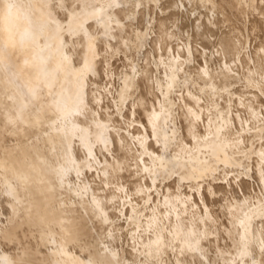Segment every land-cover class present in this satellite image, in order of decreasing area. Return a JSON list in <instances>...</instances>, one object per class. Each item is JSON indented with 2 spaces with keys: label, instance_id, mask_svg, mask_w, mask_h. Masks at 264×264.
Masks as SVG:
<instances>
[{
  "label": "bare ground",
  "instance_id": "1",
  "mask_svg": "<svg viewBox=\"0 0 264 264\" xmlns=\"http://www.w3.org/2000/svg\"><path fill=\"white\" fill-rule=\"evenodd\" d=\"M128 1L0 0V63L25 107L55 114L49 131L32 139L41 164L31 163L30 176L0 165V264L18 262L1 238L29 209L32 178L50 189L54 179L60 189L58 212L48 221L55 264H99L76 244L82 235L75 226L77 202L111 225L101 264H261L264 37L251 53L234 28L217 35L212 49L184 39L172 46L167 40L176 30L160 16L154 55L147 37L133 40L127 29ZM199 1L214 14L215 0ZM247 4L264 30V0ZM214 26L211 17L198 19L197 35L211 41ZM67 35L76 36L74 46ZM135 44L146 48L144 67L132 61L119 75L117 93L111 80L100 85L102 73L113 74L111 50L129 53ZM196 54L201 60L192 74ZM237 83L245 89L233 91ZM135 87L142 92L128 105ZM251 157L259 192L247 174L232 170ZM219 171L223 185L215 182ZM171 173L179 174L176 188L164 181ZM181 182H193L190 191Z\"/></svg>",
  "mask_w": 264,
  "mask_h": 264
},
{
  "label": "rangeland",
  "instance_id": "2",
  "mask_svg": "<svg viewBox=\"0 0 264 264\" xmlns=\"http://www.w3.org/2000/svg\"><path fill=\"white\" fill-rule=\"evenodd\" d=\"M138 1H141L139 9L137 7ZM215 2L217 8L213 11V14L210 7L207 4L201 3L199 0H185L184 6H181L180 4L176 7L171 4V0H129L128 2H123V7L126 10V16H123V20L127 25V29L132 31L133 40H136L138 35L148 38V45H146V48L148 47L147 49H151L154 55L156 54V51L154 50L153 41L154 37L157 35L159 19L161 17L167 19L166 27H169H167L168 30H176L175 35L177 36L174 35L176 38L173 36L168 39L169 41L167 40L168 43L170 42V45H172V42L175 45L176 42L179 43L180 40L183 41L184 39L185 41H193L192 44L197 41L194 45H197L196 47H199V49H201L202 42L206 44L209 49H212L216 45L217 35L230 28H234L244 38L245 45L247 44L246 51L251 53L254 48L259 45L258 43L261 42L260 40H263L262 37H264L263 25L258 19L257 11L253 9L252 5L247 4V2L252 3V0H215ZM173 7H175V9ZM178 7L181 9H177ZM60 12L61 15H66L64 11L61 10ZM222 13L223 15L225 14L224 16L226 17H224ZM177 14H179V16ZM199 16L204 23L207 22L208 17H211V19L216 22V26H214L216 29L213 28V32L215 33L213 35L214 38L212 36L211 41L207 39L206 41L197 35L196 23L198 19H200L198 18ZM91 25L93 24L91 23ZM195 32L198 39L195 38ZM180 36H183V38ZM67 37V43L70 46H74L76 36L71 37L67 35ZM171 39L173 40L171 41ZM196 43H200V45ZM136 45L137 44L134 46L131 45V48L128 51L129 53H126L121 49L111 50L114 54L112 57L113 59L111 60L113 63V74L109 78L102 73V84L100 83L101 79H98L100 85H104L111 80L114 86L113 89L115 88L114 91L116 90L117 93V90L121 87V76L119 75H122V73L129 70V65L132 61L137 63L140 68L144 67L146 48H144L143 51H140ZM196 55L199 57H195L190 66L192 74L196 71L197 62L201 60L200 55ZM159 73L163 74V71L161 70ZM245 87L246 86L243 83H237L234 86L233 91L242 90L245 89ZM141 92L140 89L135 87L130 98L127 100L128 105H130V102L132 103L135 101L136 97L138 99ZM229 94L231 98H234V93H224L225 96H228ZM262 99L264 100V96ZM53 118H55V114H44L41 111H35L31 107H25L23 105L22 97L18 88L10 79L7 70L0 63V165L2 162L9 166L13 165L20 174L30 176L32 173L31 163L33 165L37 163L41 164L36 155V149L32 144V139L38 134L42 135L43 132L49 131V122ZM253 145L254 147H257L259 141L255 139ZM254 164H256L255 157H251L246 162L245 167L236 166L233 167L232 170L233 173L236 174H247V179L245 178L246 181L251 187L253 186V189L259 192L261 184L259 183L256 171H254L256 167V165L254 167ZM1 169L2 168L0 167V170ZM46 172L48 173V176L52 177L48 168L46 169ZM220 172L221 171L218 172L215 181L216 185L224 184V177L222 172ZM232 176L233 175H231V177ZM179 179L178 173H171L166 176L164 181H166V184H170L173 188H176ZM31 181L34 183L29 186V189H32L34 194L32 201L29 203V209H26L22 214V218L18 220L17 227L5 234L1 238V241L11 255L18 259L16 264H55L52 260L53 257L51 255L50 243L48 241V235L50 234L48 225L50 224L51 228L54 226L53 222L48 223V221H50L52 216L58 212L56 202L59 197H61L59 195L60 189L54 179H52L54 187L51 189L48 183L43 180L39 181L38 179L34 180L32 178ZM207 181L208 180H206V182ZM192 183L193 182H181L185 191H190L188 185ZM153 195L157 196L155 191L153 192ZM224 197L225 196L222 195L216 197L214 200L218 203L222 201ZM77 203L79 211L75 214L77 217L75 226L80 232H82V235L76 244L101 264V260L103 261L101 251L102 245L107 239L106 235L111 225L101 223L99 218L90 210L88 205L86 206L87 208L84 209L79 202ZM107 264H110V261H108ZM261 264H264V259Z\"/></svg>",
  "mask_w": 264,
  "mask_h": 264
}]
</instances>
